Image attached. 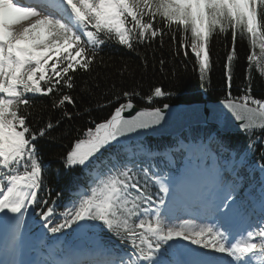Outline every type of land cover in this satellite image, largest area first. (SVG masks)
<instances>
[{"label": "snow or ice", "instance_id": "snow-or-ice-1", "mask_svg": "<svg viewBox=\"0 0 264 264\" xmlns=\"http://www.w3.org/2000/svg\"><path fill=\"white\" fill-rule=\"evenodd\" d=\"M229 30L232 47L224 73L228 91L222 103L246 133L264 132V99L251 94V75L241 95L231 93L238 38H247L252 50L259 47V58L253 51L246 59L249 69L255 62L264 77V0H0V226L5 232L0 251L23 254L25 217L41 205L42 227L54 238L85 232L98 237L86 259L76 258L65 246L60 259L50 249L46 260L0 259V264H264V178L259 184L260 215L254 217V202L242 195L238 170L246 156L230 154L229 146L211 134L205 141L176 143L175 152L186 160L180 174L155 170L154 153L134 134L159 125L165 114L152 107L126 116L135 109L133 97L141 95L135 88L116 95L125 102L107 119L92 121L62 157L64 167L79 169L84 181L83 190L69 199L58 218L56 202L39 195L44 179L35 142L61 119L48 118L34 128L29 123L32 97H52V109L71 119L66 105L75 107V74H90L94 65L103 64L104 46L115 42L135 51L136 44L151 47L159 38L163 48V38L169 36L174 46L178 33L179 48L173 47V54L185 49L187 57L190 46L199 79L210 85V40ZM140 58L147 68V56ZM153 59L155 66V54ZM158 63L163 72V56ZM167 95L171 93L154 86L144 99L151 105ZM258 167L264 177V163ZM153 186L158 191H151ZM179 199L194 202L202 215L176 216L171 205ZM237 217H246L248 223L233 232L230 225ZM112 238L124 247H109ZM169 254L171 259L162 258Z\"/></svg>", "mask_w": 264, "mask_h": 264}, {"label": "trees", "instance_id": "trees-1", "mask_svg": "<svg viewBox=\"0 0 264 264\" xmlns=\"http://www.w3.org/2000/svg\"><path fill=\"white\" fill-rule=\"evenodd\" d=\"M188 35L190 36V33ZM163 39V48L159 46V38L151 47L146 43L136 44L135 51L129 50L115 42L104 46L100 53L103 58V64L94 65L90 74L84 72L75 74L76 87L71 91V95L75 98V107L66 105L67 110L73 114L71 119L63 118L60 111L52 109V97L38 94L32 97L34 108L32 109L33 115L29 118V123L34 128L43 126L48 118L53 121L57 118L61 119L58 127L50 130L45 137L39 138L35 142L43 166L44 179V191L40 192L39 195L50 202L55 201L58 204L55 207L57 218L59 213L69 203L68 198L74 197L73 190L77 187L74 186L75 183L84 179L83 175H79V169L74 171L66 169L62 157L69 150L74 140L82 135L86 128L93 126L92 121L99 123L107 119L114 111V108L125 101L122 96L119 101L115 99V96L121 91L135 88L141 95L133 97V101L147 106L226 98L228 90L225 85L224 73L226 55L232 47L231 30L226 34H214L210 40V85L202 83L199 79L198 65L194 54L191 53L190 46L187 48V57L184 55L185 49H180L179 55L173 54V47L179 48V33L174 46L169 36H165ZM236 50L237 58L232 62V96L236 97L242 94L241 88L246 85L247 77L250 74L252 77L251 94L256 98L264 99V77H261L258 73L255 62L252 63V67L249 69V62L246 59L247 55L252 54L253 51L256 57L259 58V47L257 46L252 50L247 38H238ZM153 54H155V66H153ZM142 55H146L148 58L147 68L144 67L141 61L140 57ZM161 56L166 61L163 72L159 70L158 63ZM113 85H115V88L112 87ZM154 86L162 87L171 95L156 98L149 105L144 96L149 94ZM85 89L88 91L86 92ZM85 108L90 109V111L85 112ZM213 130H215L214 127L205 125L192 126L189 128L188 133L183 136L184 138L191 137L196 139L199 136H208ZM215 134L235 154L244 150L243 156H246V162L239 168L241 183L244 184L245 188L242 195L247 201L256 204L254 217H259L258 196L261 179L258 166L264 163V139H262L264 132L220 133L216 131ZM176 140L165 136L146 139L148 143H158L159 145L164 143L174 144L177 142ZM253 141L255 142L253 149L246 151V146ZM69 177L73 179V184L69 183ZM151 191L155 192L156 187L153 186ZM57 193L61 195L58 196ZM250 193L251 195H249ZM42 209H44L43 205L35 209L34 215L37 224L33 227V230H36L39 235L50 234L48 240L51 241L55 239L53 234L42 227L43 223L38 222L41 220L39 212ZM250 213L253 215L251 211ZM84 234L98 238L91 232H85ZM74 235L61 236L56 234V237L71 240ZM108 243L115 248L124 247L115 238H112Z\"/></svg>", "mask_w": 264, "mask_h": 264}, {"label": "water", "instance_id": "water-1", "mask_svg": "<svg viewBox=\"0 0 264 264\" xmlns=\"http://www.w3.org/2000/svg\"><path fill=\"white\" fill-rule=\"evenodd\" d=\"M223 100H198L192 102L166 103L168 108L162 105L165 119L159 125L141 130L134 134L136 139H140L149 135L160 136L168 135L176 137L180 135L187 127L193 124H208L216 126L221 132H238L243 131L229 109L223 105ZM135 105V109L126 112L125 115H135V112L142 108Z\"/></svg>", "mask_w": 264, "mask_h": 264}, {"label": "rangeland", "instance_id": "rangeland-1", "mask_svg": "<svg viewBox=\"0 0 264 264\" xmlns=\"http://www.w3.org/2000/svg\"><path fill=\"white\" fill-rule=\"evenodd\" d=\"M258 169H259V167H258ZM260 172V171H259ZM262 178H264V177H262V175H261V173H260V179H262ZM171 207H172V210H173V213H174V208L176 207V202H174V204H172L171 205ZM194 208V207H193ZM195 209V208H194ZM175 214V213H174ZM189 214H192V213H188V215L186 216V217H183V218H181V219H191V218H193L194 216L193 215H189ZM176 216H178V217H180V215H177V214H175ZM29 220H30V209H29V212H28V214H27V216L25 217V223H26V225L28 224V222H29ZM234 222H235V224L237 225V228H238V230L237 231H240L241 229H243V228H245L247 225H245V222H246V218H243V219H241V218H239V217H237L236 219H234ZM0 230H1V236H2V230H3V227H1L0 226ZM3 235H4V232H3ZM0 236V237H1ZM33 236L32 235H30L28 232H27V229H26V231H25V242H24V250H23V254L22 255H15V256H13L12 254V256L10 255V257L13 259V258H17V259H23V260H26L28 257H29V255H30V248L32 247V244L33 243H31V245H30V247H29V243L30 242H33ZM3 239V238H2ZM183 242V241H182ZM181 242V243H182ZM170 243H172V242H170ZM74 252V254H76V251H73Z\"/></svg>", "mask_w": 264, "mask_h": 264}, {"label": "bare ground", "instance_id": "bare-ground-1", "mask_svg": "<svg viewBox=\"0 0 264 264\" xmlns=\"http://www.w3.org/2000/svg\"><path fill=\"white\" fill-rule=\"evenodd\" d=\"M183 170H184V167L182 168L181 172H183ZM175 202H176V207L174 208V213L177 214V215H180V218L186 217L187 216V212H193V211H195L196 213L198 212V215H196V217H198L200 215V213H201L198 210L196 211V208L195 209L193 208V205H195V203L192 202V201L179 199V200H177ZM198 222H199V220H198ZM0 236H1V230H0ZM182 243H184V242H182ZM216 255H219V254H216ZM7 256H8V254L5 255L3 253V251H0V259L7 260L8 259ZM223 258L227 259V257H223Z\"/></svg>", "mask_w": 264, "mask_h": 264}]
</instances>
